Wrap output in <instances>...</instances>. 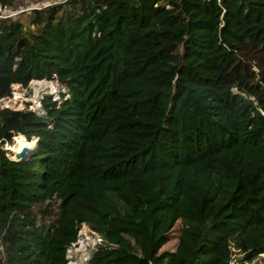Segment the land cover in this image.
<instances>
[{"label": "trees", "instance_id": "16d2710c", "mask_svg": "<svg viewBox=\"0 0 264 264\" xmlns=\"http://www.w3.org/2000/svg\"><path fill=\"white\" fill-rule=\"evenodd\" d=\"M34 81L59 98L0 108V264H68L82 224L86 264H264V0L0 17V99ZM12 131L34 141L19 158Z\"/></svg>", "mask_w": 264, "mask_h": 264}, {"label": "rangeland", "instance_id": "374dc122", "mask_svg": "<svg viewBox=\"0 0 264 264\" xmlns=\"http://www.w3.org/2000/svg\"><path fill=\"white\" fill-rule=\"evenodd\" d=\"M60 1L62 0H20L16 2L13 7L9 8L8 12L15 16L21 11L28 12L32 8L41 7L43 5L57 3ZM23 22H25V19H23ZM35 82L40 81L30 82L27 88L14 86V94L11 98L0 99V108L8 107L11 109H21L26 106V103H29V108L33 110H40L39 100L42 99L45 95H50L54 99L59 98L58 91L60 86L57 82L41 81L45 83L43 85H37ZM10 137L12 139V142L9 145H5L4 148H9L12 152H14V146H16L17 144V137H22L24 140L27 141L29 139L18 131H12ZM33 143L31 145L32 147ZM44 207V205H40L37 206L35 209V214L39 222L43 220L45 221L49 217L53 216V210H51L50 207L40 213V210H43ZM179 229L180 226L177 223L171 233L169 242L163 246L162 250L174 248L175 243L177 242ZM100 240L101 239L98 234L91 231L86 225L82 224L79 230V236L77 240L72 243L68 249V264H86V261L89 258L91 252L96 248V245L100 242Z\"/></svg>", "mask_w": 264, "mask_h": 264}, {"label": "bare ground", "instance_id": "6f19581e", "mask_svg": "<svg viewBox=\"0 0 264 264\" xmlns=\"http://www.w3.org/2000/svg\"><path fill=\"white\" fill-rule=\"evenodd\" d=\"M37 85H43L45 84L44 82H35ZM17 140V144L16 146H14V152H18L20 151L23 147H29V149L32 148L31 144L30 143H27L25 142L24 140H22L21 138H16ZM14 158H19V157H16L14 156Z\"/></svg>", "mask_w": 264, "mask_h": 264}, {"label": "built area", "instance_id": "2783aa9c", "mask_svg": "<svg viewBox=\"0 0 264 264\" xmlns=\"http://www.w3.org/2000/svg\"><path fill=\"white\" fill-rule=\"evenodd\" d=\"M8 9L9 8H5V7H2L0 5V17H3V16H10L12 15L11 13L8 12ZM67 253H68V250H67ZM68 257V256H67ZM69 259V258H68Z\"/></svg>", "mask_w": 264, "mask_h": 264}, {"label": "water", "instance_id": "95a60500", "mask_svg": "<svg viewBox=\"0 0 264 264\" xmlns=\"http://www.w3.org/2000/svg\"><path fill=\"white\" fill-rule=\"evenodd\" d=\"M29 149V147H23L20 151L14 152V156L22 157L25 155V152Z\"/></svg>", "mask_w": 264, "mask_h": 264}]
</instances>
